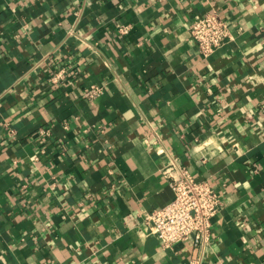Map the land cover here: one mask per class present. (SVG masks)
<instances>
[{
    "label": "crops",
    "instance_id": "0c3cea01",
    "mask_svg": "<svg viewBox=\"0 0 264 264\" xmlns=\"http://www.w3.org/2000/svg\"><path fill=\"white\" fill-rule=\"evenodd\" d=\"M172 158L222 201L203 264H264V0H0V264H188Z\"/></svg>",
    "mask_w": 264,
    "mask_h": 264
},
{
    "label": "built area",
    "instance_id": "2783aa9c",
    "mask_svg": "<svg viewBox=\"0 0 264 264\" xmlns=\"http://www.w3.org/2000/svg\"><path fill=\"white\" fill-rule=\"evenodd\" d=\"M119 29L127 33L129 25L123 24ZM190 33L204 55L233 38L228 22L217 11L193 19ZM163 172L174 195L164 206L147 212L146 222L154 226L165 247L191 240L193 250L188 264H203L205 252L213 241L212 218L222 205L220 195L208 180L198 179L176 158H172Z\"/></svg>",
    "mask_w": 264,
    "mask_h": 264
}]
</instances>
